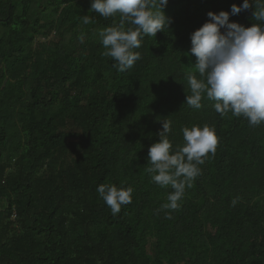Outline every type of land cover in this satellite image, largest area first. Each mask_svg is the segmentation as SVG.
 Listing matches in <instances>:
<instances>
[{
    "label": "trees",
    "instance_id": "trees-1",
    "mask_svg": "<svg viewBox=\"0 0 264 264\" xmlns=\"http://www.w3.org/2000/svg\"><path fill=\"white\" fill-rule=\"evenodd\" d=\"M174 1L169 27L144 36L121 73L99 36L119 13L104 18L91 0H0V264H264V123L222 117L206 94L200 109L185 103L188 74L202 79L190 34L243 0ZM250 3L230 21L264 26ZM162 120L174 150L184 127L218 137L177 210L162 209L173 189L146 171ZM100 184L132 187L131 203L112 215Z\"/></svg>",
    "mask_w": 264,
    "mask_h": 264
},
{
    "label": "clouds",
    "instance_id": "clouds-1",
    "mask_svg": "<svg viewBox=\"0 0 264 264\" xmlns=\"http://www.w3.org/2000/svg\"><path fill=\"white\" fill-rule=\"evenodd\" d=\"M168 2L91 0L90 11L104 18L117 13L122 17L119 27L108 26L99 33L106 49L103 55L116 61L113 67L117 71L123 73L141 59V53L133 50L141 47L144 36L156 37L165 26L169 27L171 18L164 11ZM253 6L250 0H243L239 6L233 4L230 12L220 11L217 14L209 11L208 21L190 34V55L195 57L194 67L202 79L188 74L191 95L186 94L185 103L200 109L206 94L209 100L215 101L214 110L222 117L231 112L234 116L243 115L250 125L258 126L264 123V26L252 23L250 27H245L229 19L230 15H237ZM252 18L264 21V0H256ZM124 20L132 26L125 29ZM91 22L87 15L83 17L84 24ZM161 122L159 140L148 148L146 171L153 182L173 189L167 195V203L161 206L162 209L177 210L186 188H191L196 177L201 174L198 165L205 162L208 153L215 154L218 137L215 128L207 124L203 127H184V144L174 150L169 139L172 122ZM96 191L114 216L120 213L122 205L132 201V187L100 184Z\"/></svg>",
    "mask_w": 264,
    "mask_h": 264
},
{
    "label": "bare ground",
    "instance_id": "bare-ground-1",
    "mask_svg": "<svg viewBox=\"0 0 264 264\" xmlns=\"http://www.w3.org/2000/svg\"><path fill=\"white\" fill-rule=\"evenodd\" d=\"M173 1H174V0H173ZM192 1H193V0H192ZM174 2H175V1H174ZM192 3H193V2H192ZM176 4H177V2H176ZM174 5H175V4H174ZM174 5H173V6H174ZM179 5H180V4H179ZM177 7H178V6H177ZM190 7H191V6H190ZM173 8H174V7H173ZM171 9H172V8H171ZM175 9H176V8H175ZM169 12H171V10H170ZM169 12H168V13H169ZM170 15H171V14H170ZM170 15H169V16H170ZM44 112H45V111H44ZM44 115H45V114H44Z\"/></svg>",
    "mask_w": 264,
    "mask_h": 264
},
{
    "label": "rangeland",
    "instance_id": "rangeland-1",
    "mask_svg": "<svg viewBox=\"0 0 264 264\" xmlns=\"http://www.w3.org/2000/svg\"><path fill=\"white\" fill-rule=\"evenodd\" d=\"M52 37H54V34L52 35ZM15 123L17 124V121H16V120H15ZM0 205H1V204H0ZM151 254H152V252H151ZM151 254H150V255H151Z\"/></svg>",
    "mask_w": 264,
    "mask_h": 264
}]
</instances>
